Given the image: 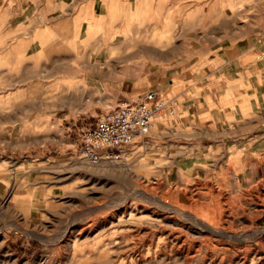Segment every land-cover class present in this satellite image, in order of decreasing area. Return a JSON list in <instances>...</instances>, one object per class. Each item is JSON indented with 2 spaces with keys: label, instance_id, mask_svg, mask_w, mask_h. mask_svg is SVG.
Listing matches in <instances>:
<instances>
[{
  "label": "rangeland",
  "instance_id": "1",
  "mask_svg": "<svg viewBox=\"0 0 264 264\" xmlns=\"http://www.w3.org/2000/svg\"><path fill=\"white\" fill-rule=\"evenodd\" d=\"M126 1L109 0L108 15L94 14L91 27L82 26L79 16L73 30H53L40 20L42 0H3L0 201L8 196L11 203H0V259L11 264H264V229L258 234L252 230L264 228V167L255 175L247 152L257 143L253 154L262 160V127L227 135L238 145L224 157L223 150L205 145L191 152L171 144L167 126L172 116L163 111L150 134L123 152L135 166L130 171L118 169L119 159L100 165L82 157L80 128L95 124L97 114L116 105L118 93L141 98L156 91L171 105L174 98L181 101V92L194 83L200 68L220 56L209 51L223 40L221 35L241 34L247 25L233 20L246 18L245 0H206L205 10L198 7L199 0L174 6L167 0ZM27 3L37 7H32L30 24L22 25L17 10ZM7 17L14 24L8 27L14 37L8 39ZM124 17L127 21L119 27L118 19ZM29 25L33 32L28 33ZM23 33L24 40L17 37ZM141 34L168 42V55L148 59L138 54L133 57L137 69L107 81L85 67L117 51L137 50L133 44ZM142 66L145 72L137 74ZM85 75L90 85L79 84L85 90L73 91V83ZM34 84L40 92L30 94ZM215 202L226 209L213 224L216 231L189 213L194 208L202 214L206 203L213 207ZM231 208L235 217L227 210ZM240 232L242 238L236 235ZM107 244L113 247L100 258Z\"/></svg>",
  "mask_w": 264,
  "mask_h": 264
},
{
  "label": "crops",
  "instance_id": "2",
  "mask_svg": "<svg viewBox=\"0 0 264 264\" xmlns=\"http://www.w3.org/2000/svg\"><path fill=\"white\" fill-rule=\"evenodd\" d=\"M179 1L167 0L166 4L174 6L178 5ZM181 1L183 5L188 4V0ZM126 2L123 0L124 4ZM109 3V0H42V3L38 4L44 15L40 16V20L53 30L63 27L73 30V21L80 16L83 19L81 25L85 24L88 28L93 25L95 15H108ZM133 3L141 4L142 0H134ZM242 4L246 8V18L235 17L233 20L247 23L244 32L221 35L223 40L209 51L220 56L214 58L216 61L213 63H206L200 68L194 83H189V89L181 92V101L178 102L174 98V104L171 105L174 111L166 110V113L172 116L171 125L167 128L172 131L173 146H185V149L191 152L201 150L204 145L213 151L219 148L223 150L221 156L224 157L226 151L237 144L227 140V135L255 133L260 127L264 133V0H245ZM206 5V0H199V8L203 6L205 10ZM3 7L2 0L0 13ZM5 7L10 12L8 2ZM32 7H37V4L27 3L17 10L21 15L22 25H25L26 21L30 24ZM11 11L13 12V9ZM118 21L120 27L121 23L127 20L124 17ZM6 22L8 39L14 37L13 33L9 35L8 29L14 25L13 17H7ZM28 29V33L33 32L32 25H29ZM30 35L32 34H28ZM17 37L23 39L26 36L23 33ZM169 83L173 84L170 79ZM116 96L117 102L129 99L124 91ZM261 143L258 148L263 150L260 161L257 159L259 157L253 154L257 143L247 148V152L251 154L250 160L255 165V175L258 174L259 166L264 167V141Z\"/></svg>",
  "mask_w": 264,
  "mask_h": 264
},
{
  "label": "built area",
  "instance_id": "3",
  "mask_svg": "<svg viewBox=\"0 0 264 264\" xmlns=\"http://www.w3.org/2000/svg\"><path fill=\"white\" fill-rule=\"evenodd\" d=\"M173 112L171 99L156 91L141 98L122 99L111 109L97 114L95 124L80 128V151L90 163L119 159L134 142L150 134L154 115Z\"/></svg>",
  "mask_w": 264,
  "mask_h": 264
},
{
  "label": "bare ground",
  "instance_id": "4",
  "mask_svg": "<svg viewBox=\"0 0 264 264\" xmlns=\"http://www.w3.org/2000/svg\"><path fill=\"white\" fill-rule=\"evenodd\" d=\"M147 35H145V34H141V35H138L137 36V39H136V42H134V44L133 45H138L139 46V48L137 49V50H135V51H129V50H126V51H117V52H115V53H112V54H110V55H108V56H106L105 57V59L104 60H101V61H97V62H91V61H89L88 62V66H85L86 68H88V69H90V71H92V74L91 75H93V76H95L97 79H99V80H101V81H107V80H109V79H112V78H118L120 75H121V73L123 72V71H125L126 69H130V68H135V69H137L136 67H134V65H135V63L133 62L134 61V59H133V57L134 56H137L138 54H142V56H144V57H147L148 59H160L161 57H164V56H167L168 55V51H164V49H166L165 47L167 46V44H168V42H165L164 40H162L161 38H154V37H146ZM19 52H20V49H19ZM132 61V62H131ZM125 63V64H122L121 65V63ZM129 63H132V65H130ZM85 67H84V69H85ZM145 70H146V67L145 66H142L141 68H138V70L136 71V73L137 74H143V71L145 72ZM140 71V72H139ZM133 74H136L135 72H132ZM28 76V75H27ZM48 76V75H47ZM40 77V76H39ZM88 76H84L83 78H81V80H80V82H78V84H77V82H75V83H73V85H79V84H81V85H83V86H86V85H88L89 83H88V78H87ZM29 79V78H28ZM31 79V78H30ZM170 81H171V83H173L174 82V80L173 79H170ZM28 83V82H27ZM34 83V81L32 82V84ZM30 84V83H29ZM29 84H27V86L29 85ZM36 84V83H35ZM34 84V86H32V87H30L29 89H28V92L31 94V93H38V92H40V89L36 86ZM22 85V84H21ZM38 85V84H37ZM90 85V84H89ZM36 86V87H35ZM78 87L79 86H77V89L75 88L73 91H75V92H77V91H80V92H83L85 89H84V87L82 88H80V89H78ZM88 100H89V98H87ZM160 114L159 113H156L155 115H154V119H158L157 117L159 116ZM163 124V122L160 120L159 122H158V126H160V125H162ZM109 161H115V159L114 158H112V159H102L101 160V162H100V165H109ZM117 164L116 165H118V169L119 170H131V168H134L135 166H134V164L133 163H131L129 160H128V157H127V155L126 154H123L120 158H119V160H117V162H116ZM112 164V163H111ZM113 165H114V163H113ZM142 191V190H141ZM7 192V191H6ZM146 192V191H145ZM149 192V191H148ZM8 194V193H7ZM212 194V193H211ZM149 195H151V194H149ZM7 196V195H6ZM213 196V195H212ZM217 196V195H216ZM223 196V195H222ZM218 197H219V195H218ZM192 198V197H191ZM214 198V197H213ZM158 200H160L159 198H157ZM220 200V199H219ZM219 200H217V201H219ZM229 200V199H228ZM228 200H227V203H228ZM210 201H214V200H210ZM216 201V200H215ZM230 201V200H229ZM220 202V201H219ZM219 202H215L214 203V206L213 207H210L207 203L205 204L207 207H206V211L205 212H203L202 214H199L198 212H196V211H194V210H192V209H194V208H190L189 209V213H192V215L194 216V219L195 220H198V221H202V222H204V223H206V227H209V228H213V230L214 231H216V227L215 226H217V225H215V226H213V224L215 223V222H218L219 220H221V219H223L224 217V212L226 211V209H223V208H221V206H220V204H219ZM223 202V201H222ZM231 202V201H230ZM0 203L1 204H3V205H7V206H9L10 205V203H11V199H9L8 198V196L7 197H5L2 201H0ZM165 203V202H164ZM169 204V203H168ZM3 205H1V206H3ZM176 205V204H175ZM0 206V207H1ZM169 206H170V204H169ZM224 206V205H223ZM180 207V206H179ZM190 207V206H189ZM180 208H183V207H180ZM225 208V207H224ZM175 209V208H174ZM180 210V209H179ZM178 210V211H179ZM181 210H184V209H181ZM185 210H186V208H185ZM228 210V212H229V214H231V215H233L234 213H233V211H232V208L231 209H227ZM177 211V212H178ZM187 211V210H186ZM263 211V210H262ZM175 212V211H174ZM183 212H185V211H183ZM180 213H182V212H180ZM183 214H185V213H183ZM179 215V214H178ZM188 215V214H187ZM186 215V216H187ZM245 215H247V214H245ZM181 216V215H180ZM185 216V215H184ZM185 216V217H186ZM234 216V215H233ZM235 217V216H234ZM233 217V218H234ZM245 217H247V216H245ZM193 218V217H192ZM187 219V218H186ZM245 219V218H244ZM194 220V221H195ZM229 220V219H228ZM231 220V219H230ZM233 220V219H232ZM236 220H237V218H236ZM236 220H235V222H236ZM221 222V221H220ZM230 222V221H229ZM234 222V221H233ZM219 223V222H218ZM232 223V222H231ZM192 224H195V223H192ZM199 225H201L200 223H198ZM197 225V224H196ZM198 225V226H199ZM202 226V225H201ZM215 227V228H214ZM221 228H223V227H221ZM225 229V228H224ZM264 228L262 227V228H255V229H252L253 231H255V232H257V231H262ZM203 230V229H202ZM210 230H212V229H210ZM220 230V229H219ZM222 231H223V229H221ZM228 230H230V229H228ZM251 230V229H250ZM199 231V230H198ZM209 231V230H208ZM225 231V230H224ZM197 232V231H196ZM207 232V231H206ZM209 232H211V231H209ZM221 232V231H220ZM208 233V232H207ZM228 233V232H227ZM230 233V232H229ZM250 233V232H249ZM263 233V232H262ZM261 233V234H262ZM214 234V233H213ZM222 234V233H221ZM224 234V233H223ZM226 234V233H225ZM224 234V235H225ZM236 234V233H235ZM235 234H233V235H235ZM256 234H258V232L256 233ZM207 235V234H206ZM211 235V234H210ZM237 236H240V235H243V233H237L236 234ZM260 235V234H259ZM177 236V235H176ZM204 236V235H203ZM209 236V235H208ZM246 236V235H245ZM248 236V235H247ZM262 236V235H261ZM178 237V236H177ZM236 237V236H235ZM235 237H233L232 236V238H235ZM241 237V236H240ZM249 237V236H248ZM264 237V236H263ZM175 238V237H174ZM242 238V237H241ZM246 238V237H245ZM235 239H237V237L235 238ZM244 239V238H243ZM248 239V238H247ZM181 240V239H180ZM183 241V240H182ZM263 241V240H262ZM105 242V241H104ZM106 243V242H105ZM186 243V242H185ZM175 244H176V242H175ZM178 244V243H177ZM176 244V245H177ZM179 244H181V246L183 247V245L182 244H184L183 242H180ZM190 244V243H189ZM191 245V244H190ZM197 245H198V243H197ZM200 245V244H199ZM172 246H174V245H172ZM171 246V247H172ZM186 245H184V247H185ZM189 245H188V243H187V247H188ZM193 247H195V245H192ZM191 246V247H192ZM203 246V245H202ZM113 247V244H107V245H104V254H102V256H100V258L102 257V258H104L103 256H108V254L110 253V248H112ZM199 246H197V248H198ZM176 248V247H175ZM174 248V249H175ZM178 249L177 250H179V248H180V246L179 247H177ZM196 248V247H195ZM202 248V247H201ZM213 248V247H212ZM149 249H151V247H148V250ZM174 249L172 248V250L174 251ZM188 249V248H187ZM191 248H189V250H190ZM193 249V248H192ZM217 249V248H216ZM176 250V251H177ZM198 250V249H197ZM203 250V249H202ZM248 250V249H247ZM90 251V250H89ZM88 251V252H89ZM188 251V250H187ZM192 251V250H191ZM190 251V252H191ZM196 251V250H195ZM179 252H181V250L179 251ZM184 251H182V253H183ZM177 253V252H176ZM187 253H189V251L187 252ZM198 253V251L197 252H193L192 254H197ZM258 254V253H257ZM182 255H184V254H182ZM193 255V256H194ZM190 256V255H189ZM192 256V255H191ZM97 258V257H96ZM95 258V259H96ZM184 258H186V257H184ZM254 258V257H253ZM257 260H259V258H260V256H257V257H255ZM94 259V258H93ZM98 260H99V258H97ZM88 261V260H87ZM87 261H82L83 263H86ZM89 261H90V259H89ZM100 261V260H99ZM101 261H102V259H101ZM0 264H11L10 262H9V260L8 259H4V258H2V259H0ZM86 264H88V262L86 263ZM89 264H91V263H89ZM238 264H240V263H238Z\"/></svg>",
  "mask_w": 264,
  "mask_h": 264
}]
</instances>
